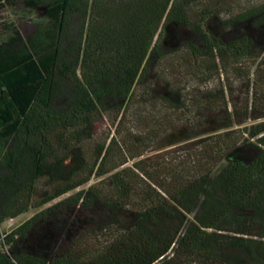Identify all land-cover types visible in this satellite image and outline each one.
<instances>
[{"label": "trees", "instance_id": "1", "mask_svg": "<svg viewBox=\"0 0 264 264\" xmlns=\"http://www.w3.org/2000/svg\"><path fill=\"white\" fill-rule=\"evenodd\" d=\"M200 1L0 0V15L41 13L0 24V224L61 198L4 235L0 264H264V4L219 31L217 12L192 19ZM176 26L194 38L176 49V86H161L152 71ZM183 67L248 81L245 100L231 104L221 86L196 102L221 139L193 171L139 159L174 131L154 115L136 135L87 147L105 115L125 121L139 88L184 110ZM248 119V136L229 135Z\"/></svg>", "mask_w": 264, "mask_h": 264}, {"label": "rangeland", "instance_id": "2", "mask_svg": "<svg viewBox=\"0 0 264 264\" xmlns=\"http://www.w3.org/2000/svg\"><path fill=\"white\" fill-rule=\"evenodd\" d=\"M262 4H264V0H201L195 5L194 11L192 12V19L196 21L202 14L205 15L206 12H217L216 17L211 21V25L216 30L222 31V20ZM8 17L21 24H25L40 20L41 13L39 10L25 8L19 10L9 9L8 12L0 15V24ZM2 35L0 29V38ZM193 38L192 29L184 26L174 27V35L173 32L169 33L166 42H163L161 46V49L165 50L167 54L163 59L156 62L152 71L153 79H158L161 86L164 85L166 79L174 82L176 86L178 69L175 68V65L180 62L183 64L182 59L176 56V49L181 48L188 39ZM250 64L247 63V65ZM183 68L182 71L186 73V76L181 78L182 80L178 84L188 99L187 107L184 110L180 112L169 111L163 100L155 99L152 95L145 97L141 95L142 89L139 88L137 89L136 104L130 110L125 121L120 125L118 124L119 121H114L113 116L105 115L98 122V131L95 137L87 142V147L93 150L97 142H104L107 139L110 140L114 135L118 137L120 135H127L129 137L131 133L136 135V133H139L146 126L147 118L154 115V118L158 122L174 123V131L169 136H160L157 138L139 159H142L146 166L159 172L165 171L164 169L168 167L178 166L190 167L193 171L194 161L198 159L197 157L201 154V151L208 147L210 143L221 139V134H218V132H209L210 126H200L206 117L214 118L216 114L208 111L202 112L200 107L196 105V102L201 100L202 93L205 91L215 90L221 86L225 87L226 95L231 101V104L243 99L245 100L248 92V81L247 78L241 76L232 68L228 72L221 74V78H215L211 82H208L198 69L194 70L192 68L186 70L187 68ZM158 88L161 89L160 86ZM251 123H254L251 119H248L243 124L236 123L229 129V135L237 137L248 136V131L245 130V127ZM133 161H130L129 164ZM100 180L101 178L94 177L84 187L87 188L89 185L97 183ZM60 199H56L41 208H31L28 212L20 215L16 219L8 220L0 224V245L5 234L11 232L41 209L54 204Z\"/></svg>", "mask_w": 264, "mask_h": 264}]
</instances>
